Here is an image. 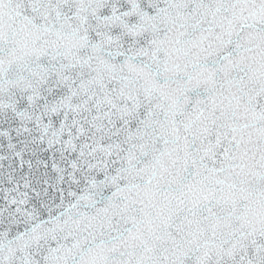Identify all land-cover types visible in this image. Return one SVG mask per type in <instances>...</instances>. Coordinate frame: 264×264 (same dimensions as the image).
I'll return each instance as SVG.
<instances>
[{"label":"snow or ice","instance_id":"6c2138e0","mask_svg":"<svg viewBox=\"0 0 264 264\" xmlns=\"http://www.w3.org/2000/svg\"><path fill=\"white\" fill-rule=\"evenodd\" d=\"M0 264H264V0H0Z\"/></svg>","mask_w":264,"mask_h":264}]
</instances>
